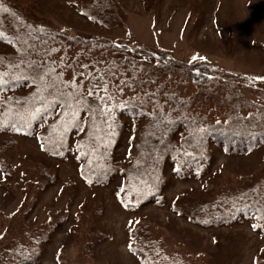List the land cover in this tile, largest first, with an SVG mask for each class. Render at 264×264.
<instances>
[{
	"label": "rangeland",
	"instance_id": "1",
	"mask_svg": "<svg viewBox=\"0 0 264 264\" xmlns=\"http://www.w3.org/2000/svg\"><path fill=\"white\" fill-rule=\"evenodd\" d=\"M2 3L10 28L22 23L19 14L62 35L60 38L89 42L102 39L98 50L109 59L114 58L112 47L107 46L109 42L138 53L142 48L165 51L185 63L196 56L195 60L208 62L233 79L249 78L246 84L240 81L244 85L241 93L264 105L260 97L264 93V80L253 79L264 77V0H2ZM104 19L110 22L104 23ZM1 25L2 19L0 29ZM1 32L0 51L14 47L7 38L25 37L18 27L14 33L8 29ZM81 43H66V52L61 50L50 58L55 71H60L69 83L75 82L81 68L75 64L83 50ZM115 52L118 54L120 50ZM126 62L130 61L124 59L117 68L126 69ZM144 64L141 61L135 67L141 70ZM162 74L166 82L167 74L163 71ZM119 82V77L105 79L109 88L104 90L106 107L121 98L123 83ZM18 92L8 91L7 99L24 93ZM3 111L0 105V127L4 122ZM62 113L56 106L55 112L31 129L0 130L3 151L0 254L6 251L9 263L21 236L39 230L51 235L43 246L42 264H95L86 254L89 249L93 252V248L94 262L98 264H140L129 252L126 228L129 223L142 222L160 229L158 234L153 227L169 255H179L192 264H264V234L255 219L218 229L202 228L172 209L181 200H213L219 192L249 181L260 184L264 179V144L250 153L233 154L212 146L208 170L197 178H178L174 165L168 163L163 203L149 201L131 208L120 201L125 183L120 171L130 159L137 120L130 115L122 117L126 130L116 140L118 168L103 183L97 177L98 172H85L88 160L83 145H76V141L70 143V147L74 146L69 152L50 153L49 127L63 120ZM10 140L12 148L6 145ZM90 140L88 137L85 143ZM96 142L89 147L94 152L98 150ZM90 230L99 231L102 240L88 241ZM103 235L106 237L102 238Z\"/></svg>",
	"mask_w": 264,
	"mask_h": 264
},
{
	"label": "trees",
	"instance_id": "2",
	"mask_svg": "<svg viewBox=\"0 0 264 264\" xmlns=\"http://www.w3.org/2000/svg\"><path fill=\"white\" fill-rule=\"evenodd\" d=\"M4 6L0 0V32L8 29L14 33L18 27L25 37L7 38L14 47L0 51V105L4 109L0 130L31 129L59 106L63 120L49 127L50 153L69 152L74 146L70 147V143L76 141V145H83L88 160L85 172H98L97 177L105 183L118 168L116 140L126 130L122 117L132 116L137 120L133 126L136 136L129 148L130 159L120 171L125 176L120 193L124 206L132 208L149 201L162 204L168 163L174 165L178 178H197L208 170L212 146L233 154L250 153L264 144V105L245 97L240 90L244 87L240 81L246 84L249 78L233 79L198 59L179 62L165 51L142 48L138 53L114 42L107 43L114 52V58L109 59L98 50L104 42L102 39L89 42L60 38L62 35L19 14L22 23L10 28ZM103 21L107 23L109 19ZM18 39H21L19 43ZM70 42L83 45L75 61L81 70L74 83L55 71L50 60L59 51L66 52V43ZM124 59L131 63L126 62V69L119 70L117 67ZM141 61L145 62L143 69L137 70L136 63ZM105 69L107 74L103 73ZM162 71L167 74L166 82ZM107 76H113L114 80L119 77V83H123L121 98L108 107L103 101L104 90H109L104 83ZM8 91L24 93L10 100L6 96ZM260 97L264 104V93ZM88 137L91 140L87 144ZM92 142L97 143V152L89 148ZM6 145L12 148L13 141ZM172 209L202 228L218 229L255 219L264 234V179L260 184L249 181L241 187L221 191L213 200H181ZM153 227L160 234V229ZM153 227L142 222L127 225L128 249L140 264H192L179 255H169ZM89 233L88 241L102 240L99 231ZM50 236L39 230L29 231L14 246L10 263L6 251L1 252L0 264H42L43 246ZM86 254L90 255L89 261L98 264L94 262V248Z\"/></svg>",
	"mask_w": 264,
	"mask_h": 264
},
{
	"label": "snow or ice",
	"instance_id": "3",
	"mask_svg": "<svg viewBox=\"0 0 264 264\" xmlns=\"http://www.w3.org/2000/svg\"><path fill=\"white\" fill-rule=\"evenodd\" d=\"M5 11H7V9H4ZM197 57L196 56H194L193 57V60H195ZM201 59H203V58H201ZM0 79H2V77H0ZM253 79H256V80H264V77H255V78H253ZM106 91V90H105ZM89 95H92V93L90 92L89 93ZM35 111H39L38 109H36ZM35 111L32 113L33 115H35ZM74 115V114H73ZM107 115H111V113L110 112H108L107 113ZM14 130H16V131H19L20 129L19 128H15ZM42 147H43V145H41ZM89 182H91V181H89ZM262 218H264V217H262Z\"/></svg>",
	"mask_w": 264,
	"mask_h": 264
}]
</instances>
